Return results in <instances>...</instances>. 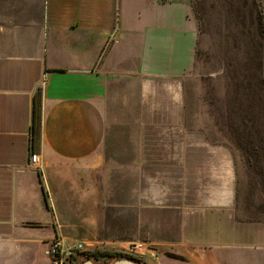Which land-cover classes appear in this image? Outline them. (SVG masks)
Returning a JSON list of instances; mask_svg holds the SVG:
<instances>
[{
  "label": "rangeland",
  "instance_id": "374dc122",
  "mask_svg": "<svg viewBox=\"0 0 264 264\" xmlns=\"http://www.w3.org/2000/svg\"><path fill=\"white\" fill-rule=\"evenodd\" d=\"M188 2L198 32L191 70L136 77L126 98L103 109L99 150L44 159L59 232L95 244L89 252L149 264L150 251L182 242L192 220L210 228L197 236L229 227L233 213L239 222L264 220L262 1ZM40 17L38 0H0L4 25ZM220 195L231 201L216 209ZM137 241L147 245L140 259L127 252ZM87 253L73 264L95 262Z\"/></svg>",
  "mask_w": 264,
  "mask_h": 264
},
{
  "label": "crops",
  "instance_id": "0c3cea01",
  "mask_svg": "<svg viewBox=\"0 0 264 264\" xmlns=\"http://www.w3.org/2000/svg\"><path fill=\"white\" fill-rule=\"evenodd\" d=\"M38 2V22L0 23V264L52 263L60 228L44 159L94 154L105 133L103 109L126 98L130 82L178 78L195 61L188 0ZM32 153L41 169L31 165ZM216 200V209L231 201ZM228 218L229 227L198 236L210 228L190 221L182 242L151 250L148 263L264 264V220Z\"/></svg>",
  "mask_w": 264,
  "mask_h": 264
},
{
  "label": "built area",
  "instance_id": "2783aa9c",
  "mask_svg": "<svg viewBox=\"0 0 264 264\" xmlns=\"http://www.w3.org/2000/svg\"><path fill=\"white\" fill-rule=\"evenodd\" d=\"M46 81L40 83V87L43 88ZM31 165L35 168L41 169L40 157L36 154H31ZM96 248L95 244L71 241L66 237H63L59 232L50 244L48 254L51 259V264H73V260L77 253H87ZM147 245L145 242H132L129 244L127 252L132 255H139V259L143 258V251H146ZM141 254V255H140Z\"/></svg>",
  "mask_w": 264,
  "mask_h": 264
},
{
  "label": "trees",
  "instance_id": "16d2710c",
  "mask_svg": "<svg viewBox=\"0 0 264 264\" xmlns=\"http://www.w3.org/2000/svg\"><path fill=\"white\" fill-rule=\"evenodd\" d=\"M262 16H263V11H262ZM260 18V23L259 26L264 27V16ZM39 115V106L34 105V115H33V125H32V132L34 135V131L36 129V123H37V118ZM87 257L89 259L95 260V262L102 263V264H114L116 262L117 257L113 255L112 253L109 252H103V253H96V252H89L87 253Z\"/></svg>",
  "mask_w": 264,
  "mask_h": 264
},
{
  "label": "water",
  "instance_id": "95a60500",
  "mask_svg": "<svg viewBox=\"0 0 264 264\" xmlns=\"http://www.w3.org/2000/svg\"><path fill=\"white\" fill-rule=\"evenodd\" d=\"M33 115H34V104H33ZM33 115H32V123H33ZM86 264H102V263H95V262L89 261ZM114 264H138V263L128 261V259H121L119 261H116Z\"/></svg>",
  "mask_w": 264,
  "mask_h": 264
}]
</instances>
